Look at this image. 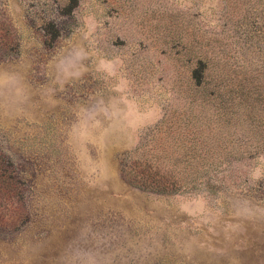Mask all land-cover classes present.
I'll use <instances>...</instances> for the list:
<instances>
[{
  "label": "rangeland",
  "instance_id": "obj_1",
  "mask_svg": "<svg viewBox=\"0 0 264 264\" xmlns=\"http://www.w3.org/2000/svg\"><path fill=\"white\" fill-rule=\"evenodd\" d=\"M0 264H264V0H0Z\"/></svg>",
  "mask_w": 264,
  "mask_h": 264
},
{
  "label": "trees",
  "instance_id": "obj_2",
  "mask_svg": "<svg viewBox=\"0 0 264 264\" xmlns=\"http://www.w3.org/2000/svg\"><path fill=\"white\" fill-rule=\"evenodd\" d=\"M128 159L130 160L129 162H131V158H130V156L128 157ZM132 163V162H131ZM130 163V164H131ZM131 169H133V172H132V170ZM134 173V174H137V168H136V166H134V165H132V168H131V166L129 167V169L128 170H125V173L124 174H127V173ZM144 174V173H143ZM135 179V178H134ZM141 184H142V182H141Z\"/></svg>",
  "mask_w": 264,
  "mask_h": 264
}]
</instances>
